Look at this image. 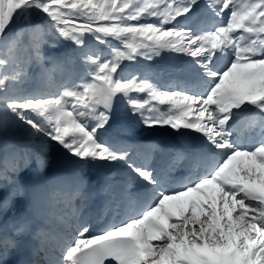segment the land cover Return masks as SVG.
<instances>
[{
  "label": "snow or ice",
  "instance_id": "1",
  "mask_svg": "<svg viewBox=\"0 0 264 264\" xmlns=\"http://www.w3.org/2000/svg\"><path fill=\"white\" fill-rule=\"evenodd\" d=\"M53 32L81 50L87 79L25 91L33 69L46 85L62 70L44 53ZM93 41L116 46L102 58ZM164 50L192 58L202 92L121 74L122 61ZM118 96L146 127L200 134L198 149L177 151L168 165L187 162L178 187L100 140ZM0 107L84 163L124 160L150 193L138 212L99 234L78 221L52 264H264V0H0ZM245 116L260 137L248 147L232 139Z\"/></svg>",
  "mask_w": 264,
  "mask_h": 264
},
{
  "label": "rangeland",
  "instance_id": "2",
  "mask_svg": "<svg viewBox=\"0 0 264 264\" xmlns=\"http://www.w3.org/2000/svg\"><path fill=\"white\" fill-rule=\"evenodd\" d=\"M226 19L227 17L225 16L224 20L226 21ZM151 22H155V18H151ZM33 23H41V19L34 16ZM63 42L64 40L60 39L56 34H52L49 44L44 48V53L47 57L60 61L63 65L62 70H58L54 74L53 83L50 85L44 84L42 81L37 79L36 73L38 70L33 69L30 72V79L22 86L25 91L31 92L35 90H45L55 92L61 83L71 86L72 83L82 82L81 78L87 79L86 69L79 59V52L81 50L70 42ZM92 45L102 54V58H108L111 55V48L116 46L114 41L111 45L93 41ZM191 59L192 58L187 57L186 55L164 50L160 51L158 55H151V59L140 56L137 57L135 61L124 60L121 63L120 71L125 77H127L130 73L141 72L145 74L146 77H150L149 79L154 81V84L160 88L165 90H168L169 88L176 90L175 88L178 84L176 80H173L174 83H172V85L166 84L164 86L158 85L157 80L163 79L169 73L174 74L175 72L182 73L183 71H189V68L192 67L190 62ZM179 61H181L180 64ZM188 64L191 65L188 66ZM47 66H51V64L48 63ZM151 71H153V73ZM171 77L173 78L172 75ZM20 94L22 93L17 92V95ZM138 95L139 98L143 99L144 94ZM158 106L161 107L160 105ZM159 127L160 126L149 128L143 125L141 123V118L130 112L127 104L118 96L113 103L111 118L108 124L105 128L99 129L98 133H101L105 129L109 128L111 129L112 134L121 135L123 139L125 138L127 141L129 140L132 142L131 139L135 140L134 134L137 133L141 135V138H156L158 136L157 132ZM248 133L250 132L245 129V134L247 135ZM3 135H6L9 139L7 146L2 145L1 143L2 140H6ZM241 136L242 142L239 140L237 143L239 145L242 143L241 146L246 147V145L249 144H245V135ZM101 141L112 147L114 150H118L114 148L110 142H106L104 140ZM14 148L26 152L24 157L27 160V164L25 166L22 161L19 171L12 172L9 170L6 174H4L3 169L5 165L7 164L10 168L14 158L16 157H7L5 153L7 150ZM121 150L127 151L128 158L133 155V149L129 146L126 149ZM133 157L136 158L137 155L134 154ZM140 159L141 158L139 157L138 160ZM41 160L44 161L43 164L38 163V161ZM91 164L93 168L104 172L109 168L110 164L118 165L120 163L116 161L106 162L92 160L84 163L78 158L73 157L56 142L51 141L43 134L36 133L29 126L24 125L22 122L17 120L10 112H7L4 108L0 107V192L2 193L0 207L2 206V202L5 204V202L11 198L16 199L20 196H26L31 192H42L43 190H46L47 187L51 186L54 192L49 201L50 210L47 213V221L43 225L44 228H48L54 218L59 221L61 219L60 215L67 212L69 207L79 205L81 200H78V197L75 195L68 198L67 201H64L61 197L63 195L61 191L62 185L60 186L57 182H55L56 175L58 173H63L66 176H76L78 179H82L84 181L89 175L86 172V169L90 167ZM107 179H109V182L107 183L105 189V198H111L113 200L114 210H116V207L120 203L119 199L114 197L117 189H122L123 193L130 195V202L133 204L134 201L132 198L134 195L131 193V190H125L124 186L120 187L116 182L118 178L108 176ZM83 185L84 184L82 182L78 184V186ZM132 204H130L131 207ZM110 216L111 221L119 217V215L116 216L114 213ZM47 228H45L44 232H46ZM70 234L74 233H70L69 231L65 233L63 236L65 241ZM49 236L37 238V242L35 244L36 264H49V262L52 264V255H60V251L57 247H53V244L49 243ZM51 237L56 240V234L51 235Z\"/></svg>",
  "mask_w": 264,
  "mask_h": 264
},
{
  "label": "bare ground",
  "instance_id": "3",
  "mask_svg": "<svg viewBox=\"0 0 264 264\" xmlns=\"http://www.w3.org/2000/svg\"><path fill=\"white\" fill-rule=\"evenodd\" d=\"M201 19L205 25L211 24V18L202 17ZM230 56L231 55L229 54L228 57L219 58L216 61V65L223 68L231 59ZM180 63L181 61H179V64ZM189 65L191 64H188V66ZM151 72L153 73V71ZM134 73L140 78L146 77V75L141 72ZM146 78L150 83H154V81L149 79L150 77ZM173 80H176L178 83L175 88L176 90H179V88H182L185 85L193 86L192 90L194 91L202 92L204 90L202 86L203 82L195 73L193 65L189 68V71H183L182 73L175 72L174 74L169 73L163 79H158L157 83L160 86L166 84L172 85V83H174ZM160 106L163 108L166 107L165 105ZM248 119L249 117L245 116V118L240 121L239 128L243 127L246 129L245 126L248 123ZM157 133L158 136L152 139L141 138L139 133L134 134L135 140L131 139V142L129 140L127 141L125 138L123 139L121 135L112 134L111 129L108 128L99 133V138L100 140L110 142L114 148L118 150L126 149L128 146L131 147L133 149V155L128 158V161L134 162L140 166L147 164L150 170H155L160 174L161 179H163L162 181L165 183L169 178L163 174L164 171H166L168 175L170 173H175L176 171L188 170L187 162L173 169H169L168 165L171 162L169 155L171 153L175 154L177 151L190 153L193 150L198 149L203 141L201 140L200 134L192 132L191 130H181L182 134L176 136V132L170 127L160 126ZM257 133L258 129L252 130L247 135L244 132L243 134L239 133V135L234 133L232 139L236 142L239 140L242 142L241 135H245V144L248 143L250 145L259 141L260 137ZM249 145H246V147ZM134 154L137 155L136 158L133 157ZM139 157L141 158L140 160H138ZM116 162H119L120 164H110L109 168L104 172L93 168L91 164L90 167L86 169V172L89 175L84 181L78 179L76 176H66L63 173H58L55 182L60 186L62 185V199L67 201V199L73 197V193H75L78 200L81 199L82 201L80 200L79 205L69 207L67 212L60 215L61 219L59 221L54 218L51 221L50 226L48 228L45 227L47 228L46 232H44L45 228L43 225L47 221V213L50 210L49 201L54 192L51 186L47 187L46 190H43L42 192H31L26 196H20L16 199L11 198L5 202V204L2 202V206L0 207V249L7 247L12 240L7 229V221L15 223L17 227H20L23 232L29 235L36 232L33 242L34 245L37 242V238L50 235L48 238L49 243H52L53 247H57L60 251L61 244L65 241L63 236L67 231L74 233L78 221H88L91 225L90 234H99L102 232L99 226L105 223V221L111 217L110 215H112V213L116 214V216L119 215V217L110 222L107 227L119 224L121 221L134 215L141 208L138 202V196L146 198L148 201L150 193L145 191L142 184L132 179L131 171L124 160ZM202 170L203 164H201V171ZM108 176L118 178L116 182L120 187L124 186L125 190H131V193L134 195L132 198L134 201L133 204L130 202V195L123 193L122 189H117L114 197L119 199L120 203L116 207V210H114L113 200L111 198H105V189L109 182V179H107ZM81 182L84 185L78 186ZM1 198L2 193L0 192V199ZM130 204H132V207ZM93 210H95L97 214H99V212L102 213L100 218L99 216L97 217L93 215ZM53 234H56V240L51 237ZM60 255H52V261L59 259ZM49 264H51V262H49Z\"/></svg>",
  "mask_w": 264,
  "mask_h": 264
},
{
  "label": "trees",
  "instance_id": "4",
  "mask_svg": "<svg viewBox=\"0 0 264 264\" xmlns=\"http://www.w3.org/2000/svg\"><path fill=\"white\" fill-rule=\"evenodd\" d=\"M53 34H55V33H53ZM63 43H65V41ZM3 136L5 137L6 140H2L1 143H2V145L7 146L8 145L7 142H8L9 139L7 138L6 135H3ZM5 154H6L7 157H9V156H14V157L16 156L17 157V156H25L26 152L23 151V150L21 151V150H18V149L14 148V149L7 150Z\"/></svg>",
  "mask_w": 264,
  "mask_h": 264
},
{
  "label": "water",
  "instance_id": "5",
  "mask_svg": "<svg viewBox=\"0 0 264 264\" xmlns=\"http://www.w3.org/2000/svg\"><path fill=\"white\" fill-rule=\"evenodd\" d=\"M181 133H177V136H179Z\"/></svg>",
  "mask_w": 264,
  "mask_h": 264
}]
</instances>
